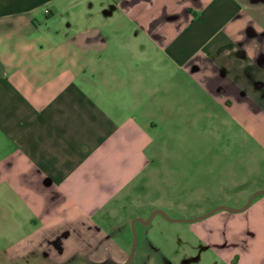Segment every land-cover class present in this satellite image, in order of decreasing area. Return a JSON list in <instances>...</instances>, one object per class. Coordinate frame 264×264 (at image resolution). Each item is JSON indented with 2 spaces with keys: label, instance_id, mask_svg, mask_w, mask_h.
<instances>
[{
  "label": "crops",
  "instance_id": "crops-1",
  "mask_svg": "<svg viewBox=\"0 0 264 264\" xmlns=\"http://www.w3.org/2000/svg\"><path fill=\"white\" fill-rule=\"evenodd\" d=\"M183 116L264 151V0H0V264H123L106 218ZM155 215L131 264H264V197Z\"/></svg>",
  "mask_w": 264,
  "mask_h": 264
},
{
  "label": "rangeland",
  "instance_id": "rangeland-1",
  "mask_svg": "<svg viewBox=\"0 0 264 264\" xmlns=\"http://www.w3.org/2000/svg\"><path fill=\"white\" fill-rule=\"evenodd\" d=\"M198 127L203 128V122L196 119L195 123H189L183 116L175 125V132H170L158 143V155H155L156 160L148 174L121 198L115 206V213L106 218L108 224H122L113 229V247L121 248L125 241L131 248L134 235L132 221L143 216L150 219L156 210H161L164 215L156 214L148 228H152L151 236L166 241L185 226V223H172L168 219L192 220L219 206L240 209L256 192L264 190L263 150L253 148L248 140L245 147H241V143L229 140L234 135L231 133L224 134V139L217 141L215 134L201 132ZM253 159L260 160L259 170H253L248 164ZM238 161L246 162L245 166L229 164ZM229 174H235L234 181L226 179ZM210 176L214 180L209 182ZM228 183L233 186L229 191L225 187ZM235 193L249 196H236ZM262 197L264 193L256 195L250 204ZM144 228L141 222H136V247L142 231L146 230ZM26 264H49V261L36 255L32 262ZM78 264L88 263L83 260ZM105 264L113 262L110 260Z\"/></svg>",
  "mask_w": 264,
  "mask_h": 264
},
{
  "label": "water",
  "instance_id": "water-1",
  "mask_svg": "<svg viewBox=\"0 0 264 264\" xmlns=\"http://www.w3.org/2000/svg\"><path fill=\"white\" fill-rule=\"evenodd\" d=\"M262 193H264V190H261V191L256 192V193H255V194L249 199L248 203H247L243 208H241V209H232V208L227 207V206H219V207H216V208L213 209L211 212L207 213L206 215H204V216H202V217H200V218L206 217V216L212 214L213 212H215V211H217V210H227V211H231V212L243 211V210H245V209L248 207V205L250 204V202L252 201V199H253L256 195H259V194H262ZM157 213H161V214L164 215V213H163L161 210H156V211L152 214V216L155 215V214H157ZM152 216H151V217H152ZM197 219H199V218H197ZM147 221H148V220H147ZM136 222H144V221H143L141 218H136V219H134V220L132 221V228H133V234H134V235H133V244H132L131 252H130V254H129V256H128V259H127L123 264H131V262L133 261V258H134V254H135V250H136V243H137L136 232H135V224H136Z\"/></svg>",
  "mask_w": 264,
  "mask_h": 264
}]
</instances>
